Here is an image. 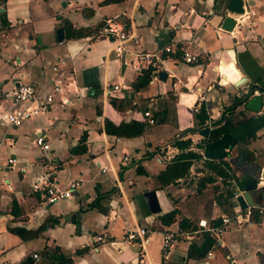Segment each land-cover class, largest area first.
<instances>
[{
  "label": "crops",
  "instance_id": "0c3cea01",
  "mask_svg": "<svg viewBox=\"0 0 264 264\" xmlns=\"http://www.w3.org/2000/svg\"><path fill=\"white\" fill-rule=\"evenodd\" d=\"M105 1L0 0V264H264L256 214L233 220L234 195L246 207H264V0H237L240 14L230 9L234 0ZM107 18L123 21L137 40L120 58L110 39L95 37ZM224 18L234 22L230 31ZM73 31L82 37H69ZM167 47L174 51L160 54L156 78L137 87L146 70L133 69L134 52ZM182 51L197 63H184ZM17 83L39 91L55 83L60 91L46 113L13 127L5 94ZM251 89L247 98L260 95V110L241 103L224 112L231 129L209 140L223 110ZM104 120L146 128L138 137H113ZM38 132L47 152L32 142ZM175 141L189 146L180 151ZM182 152L197 156L186 175L160 184L159 173ZM42 180L78 186L49 203L31 190ZM138 228L149 231L144 243L123 239ZM164 234L174 238L166 258Z\"/></svg>",
  "mask_w": 264,
  "mask_h": 264
},
{
  "label": "built area",
  "instance_id": "2783aa9c",
  "mask_svg": "<svg viewBox=\"0 0 264 264\" xmlns=\"http://www.w3.org/2000/svg\"><path fill=\"white\" fill-rule=\"evenodd\" d=\"M95 37H103L110 39L113 45V53L117 58H120L127 50L125 44L127 42H137L136 38L129 34L125 29L123 21L117 18H107L103 20L100 28L96 31ZM171 47L164 48L162 53L158 52H146L138 51L134 52L133 60L131 65L134 70L138 73L143 70H149L152 79L156 78V75L161 69L162 58L160 54H171L173 53ZM182 61L186 64L197 63L198 56L191 55L187 52L182 51ZM53 71L56 72V67H53ZM60 89L57 84H52L48 91H39L33 89L31 86L26 84L17 83L9 92L5 94V98L10 102L13 109L5 115L6 124L18 127L23 125L32 115L46 113L53 105L55 96L59 93ZM196 111V108L193 109ZM144 117L147 118V123L152 125L154 120L150 117L147 112L143 113ZM44 135L40 132L36 133L33 138V144L38 147L41 151L47 152L49 150L48 144L44 141ZM127 157H123L121 164H127ZM16 165L14 158H9L6 163V168H12ZM21 172L23 170L21 169ZM77 181H70L63 188H56L49 184L47 181L35 182L31 186L33 192H44L49 203H55L61 200H66L71 197L72 192L77 188ZM237 195H234L236 199ZM233 220L236 224L247 222L253 214L257 216V225L264 227V207L252 208L245 207L241 210L238 205L234 207ZM222 224H227L228 219H222ZM202 224V223H201ZM204 227V225H201ZM209 230V229H207ZM223 229L218 228L214 230L216 236L221 233ZM149 231L145 228H138L136 230L128 231L124 234V240L128 243H132L134 239L140 240L142 243L146 241V236ZM94 242H103L105 236H96L93 238ZM174 242V238L171 234H164L162 238V255L163 258L167 257L169 249ZM36 259V255H33Z\"/></svg>",
  "mask_w": 264,
  "mask_h": 264
},
{
  "label": "trees",
  "instance_id": "16d2710c",
  "mask_svg": "<svg viewBox=\"0 0 264 264\" xmlns=\"http://www.w3.org/2000/svg\"><path fill=\"white\" fill-rule=\"evenodd\" d=\"M114 0H106L105 2L110 3ZM82 33L81 31H73L71 34H69V37L71 38H79L82 37ZM149 76H150V72L149 70L143 71L140 76L138 77L137 81H136V86L139 88H143L147 85V83L149 82ZM253 89L249 90V93L247 96L250 95V93L252 92ZM246 96V97H247ZM245 100L241 99L238 101L235 100L233 101L232 105L230 107H227L223 110V124L222 126H219V124H215V129H213L210 133H209V140H213L216 139L217 137H219L220 135L227 133L231 127H230V123H228V121H226V119L224 118V112L225 114L229 113L236 108L237 106H241V103L243 104ZM146 128V124L145 122H136V121H131L128 123H120L118 125H114L112 124L110 121L108 120H104L103 123V132L108 135V136H113V137H122V138H133V137H138L140 136L144 129ZM83 140V138L81 139V141ZM175 148H177L180 151H183L185 149L188 148L189 146V142L188 141H175L172 144ZM197 156L190 153V152H182L179 155H177L176 157H174L171 162H169V164L166 165L165 169L163 172L159 173V175L157 176V180L159 181L160 184L162 185H168L173 183L174 181H176L177 179H180L182 177H184L188 171V167H189V161L192 159H196ZM143 173V172H141ZM40 230H42V228H39L38 230L34 231L31 234H36L39 233ZM12 232L20 235L22 230H15L12 229Z\"/></svg>",
  "mask_w": 264,
  "mask_h": 264
},
{
  "label": "water",
  "instance_id": "95a60500",
  "mask_svg": "<svg viewBox=\"0 0 264 264\" xmlns=\"http://www.w3.org/2000/svg\"><path fill=\"white\" fill-rule=\"evenodd\" d=\"M241 7H242V3L240 1L234 0L231 3L230 9L232 12L236 14H240L242 12ZM233 25H234L233 20L229 18H224L222 29L225 31H230ZM56 34H57L58 40H61V30H57ZM159 77L165 78V74L160 73ZM247 95L248 94L245 93L241 97L242 99H245L243 103V108L250 113L258 112L261 108V100H262L261 96L257 95V96H252V97L247 98L246 97ZM201 133H202L201 135L206 136L207 130H203ZM236 202L238 203L241 209H245L246 204H245L244 197L242 195H239L236 197Z\"/></svg>",
  "mask_w": 264,
  "mask_h": 264
}]
</instances>
